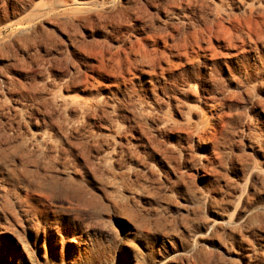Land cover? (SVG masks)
I'll return each instance as SVG.
<instances>
[{"label": "rangeland", "instance_id": "1", "mask_svg": "<svg viewBox=\"0 0 264 264\" xmlns=\"http://www.w3.org/2000/svg\"><path fill=\"white\" fill-rule=\"evenodd\" d=\"M0 264H264V0H0Z\"/></svg>", "mask_w": 264, "mask_h": 264}]
</instances>
